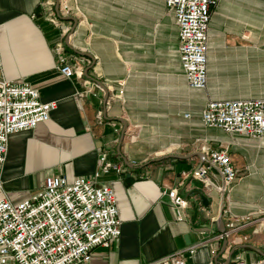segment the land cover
<instances>
[{
	"label": "crops",
	"instance_id": "obj_1",
	"mask_svg": "<svg viewBox=\"0 0 264 264\" xmlns=\"http://www.w3.org/2000/svg\"><path fill=\"white\" fill-rule=\"evenodd\" d=\"M179 47L165 0H0L5 77L57 103L49 122L10 138L0 200L27 199L49 175L91 178L107 155L124 171L98 183L115 192L122 233L89 264H264V148L202 122L211 101L264 99V0L213 10L205 91L188 87ZM220 151L237 173L225 194L193 177ZM174 190L188 206L173 204Z\"/></svg>",
	"mask_w": 264,
	"mask_h": 264
},
{
	"label": "built area",
	"instance_id": "obj_2",
	"mask_svg": "<svg viewBox=\"0 0 264 264\" xmlns=\"http://www.w3.org/2000/svg\"><path fill=\"white\" fill-rule=\"evenodd\" d=\"M221 0H165L179 28L180 60L187 85L205 91L208 86L209 30L213 10ZM59 16L53 23H59ZM60 72L72 78L76 71L67 58ZM83 76V72L77 73ZM56 102H43L29 84L8 80L0 51V167L7 160L10 138L35 130L51 120ZM202 122L229 135L264 139V99L211 101ZM101 167L91 178L68 182L63 175H49L40 190L21 202L0 200V264H89L98 247L109 248L122 233L115 192L99 185L102 176L124 169L101 157ZM216 173L223 186L209 178ZM193 177L225 194L237 179L227 151L209 152ZM169 196L174 205L188 206L177 190ZM228 233L219 236L228 238ZM193 253V251H192ZM158 264H189L181 258ZM237 264H246L239 261Z\"/></svg>",
	"mask_w": 264,
	"mask_h": 264
},
{
	"label": "rangeland",
	"instance_id": "obj_3",
	"mask_svg": "<svg viewBox=\"0 0 264 264\" xmlns=\"http://www.w3.org/2000/svg\"><path fill=\"white\" fill-rule=\"evenodd\" d=\"M56 16L55 15H50L49 16V19H48V22L49 23H51V24H53V25H55L54 23H53V21H54V18H55ZM256 141L255 142H252L251 143V145H254V146H259V147H261V148H264V139H255ZM258 147V148H259ZM253 160L254 161H257V158L255 157V158H253ZM253 171H256V170H253Z\"/></svg>",
	"mask_w": 264,
	"mask_h": 264
},
{
	"label": "water",
	"instance_id": "obj_4",
	"mask_svg": "<svg viewBox=\"0 0 264 264\" xmlns=\"http://www.w3.org/2000/svg\"><path fill=\"white\" fill-rule=\"evenodd\" d=\"M202 201L205 207H209V200L207 199L206 196H202Z\"/></svg>",
	"mask_w": 264,
	"mask_h": 264
}]
</instances>
